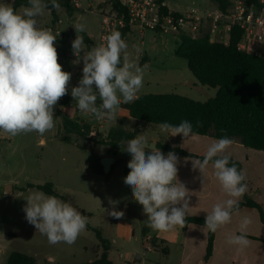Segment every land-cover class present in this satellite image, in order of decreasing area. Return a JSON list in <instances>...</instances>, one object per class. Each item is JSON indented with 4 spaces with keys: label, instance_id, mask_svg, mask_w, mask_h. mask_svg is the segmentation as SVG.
I'll use <instances>...</instances> for the list:
<instances>
[{
    "label": "clouds",
    "instance_id": "obj_1",
    "mask_svg": "<svg viewBox=\"0 0 264 264\" xmlns=\"http://www.w3.org/2000/svg\"><path fill=\"white\" fill-rule=\"evenodd\" d=\"M50 2L52 8L60 7L57 0ZM47 7L44 0H27L19 11L12 3H0V131L11 136L29 132L43 136L53 129L54 107L68 94L71 73L62 70L54 46L59 32L53 35L52 29L41 28L37 19ZM73 27L76 33L85 31L83 23ZM85 47L84 37L77 35L72 50L84 66L79 85L71 89V96L81 113L97 120H114L122 102L138 98L143 86V67L130 58L128 45L118 30L103 36L102 42L89 51L85 52ZM158 126L168 136L181 135L186 139L194 135L193 124L188 120L178 125L165 121ZM196 126L201 127L202 123L198 121ZM120 143L131 155L124 183L131 187L134 201L142 206L148 227L160 232L183 227L190 208V193L178 179L177 155L163 154L142 134ZM232 143L227 136L213 140L203 160L192 161L193 169H198L202 176L211 163L213 175L227 197L214 204L205 218L204 227L213 233L231 223L233 211L247 191L246 174L234 163L229 166L230 156L225 154ZM26 201L25 219L51 244L71 245L86 229L88 218L56 196L36 191ZM109 203L113 207L108 214L122 219L125 213L115 210L118 201ZM250 224L251 219L243 217L239 222L240 234L229 235L227 243L238 250L248 247L246 232Z\"/></svg>",
    "mask_w": 264,
    "mask_h": 264
},
{
    "label": "rangeland",
    "instance_id": "obj_2",
    "mask_svg": "<svg viewBox=\"0 0 264 264\" xmlns=\"http://www.w3.org/2000/svg\"><path fill=\"white\" fill-rule=\"evenodd\" d=\"M101 1L110 7L111 0H80L83 9L71 13L60 6L55 9L54 15L45 9L37 18L41 28L52 30L59 21V35L54 44L58 52V62L62 65V70L71 73V79L68 94L54 107L53 129L43 136L36 132L11 136L0 131V264H6L12 252L33 257L35 264H84L95 261L100 255L102 246L95 233L87 228L71 245L51 244L45 235L27 222L23 210L27 203L26 198L39 191L36 186L46 183H51L60 196L80 213L83 212L88 218L87 224L100 231L102 238L106 240L108 256L113 264H123L133 258L134 254L141 257L145 254L139 225L133 218L135 212L143 208L134 201L131 187L124 183L126 176L122 173L121 166L116 165L108 173L98 175L88 164L89 155H100L107 149L97 143L105 139L120 115L117 111L114 120H97L92 115V118H82L83 115L78 112L77 103L71 96V89L79 85L84 66L82 59L73 54L72 42L77 35L86 34L92 35L91 47L98 44L96 33L100 30L101 7L97 4ZM164 1L171 10L179 13L191 9L204 11L216 6L210 0ZM0 3H12V0H0ZM19 10L20 8L17 11ZM76 23H83L85 31L76 33L73 27ZM200 31L198 37L203 36L207 30L203 27ZM179 35L146 30L143 33L133 31L131 36L123 37L128 45L130 58L136 60L144 70L143 86L137 97L144 94H177L205 102L215 96L216 89L198 84L187 68V61L175 56ZM91 47L86 46L84 51H89ZM145 55L149 57L150 62L145 63V58L144 63L140 64V59ZM58 111L61 116L88 126L94 136L83 138L70 134L69 141L62 140L66 133L62 119L57 115ZM135 128L139 130L138 135L142 134L148 140L155 139L160 143H172L188 148L186 141L168 136L169 134L162 132L158 125L131 120L127 129ZM41 140L44 141L43 144L40 143ZM6 185H12V194H4ZM30 185L34 187L29 188ZM110 200L118 201L115 210L126 213L135 224L136 231L130 240L115 236L114 224L117 219L108 214L113 207L109 203ZM152 256L153 254L149 253L143 258L142 264H150L148 258L151 259ZM158 258L161 260L160 264H167L162 255H158Z\"/></svg>",
    "mask_w": 264,
    "mask_h": 264
},
{
    "label": "trees",
    "instance_id": "obj_3",
    "mask_svg": "<svg viewBox=\"0 0 264 264\" xmlns=\"http://www.w3.org/2000/svg\"><path fill=\"white\" fill-rule=\"evenodd\" d=\"M121 1L111 0L110 2V7L119 16L125 15ZM160 1L165 2L164 0ZM210 1L223 11L228 7L223 0ZM250 1L256 2V0ZM44 3L48 4L46 9L54 15L56 8L51 7L50 0H44ZM57 3L67 12L72 13L78 10L69 0H57ZM12 4L17 10L21 5H27V0H13ZM119 31L122 33V38L130 32L128 27ZM81 35L84 37L87 48L91 47L90 38L86 34ZM240 37L241 31L236 26L232 27L227 43L211 42L206 33L198 38L180 34L179 44L174 52L175 56L187 61V68L198 84L216 89L215 96L205 102H198L177 94L140 95L129 104H121L128 111L129 119L152 125H159L165 121L178 125L182 120H188L193 124L194 135L209 136L214 140L227 136L232 141H239L250 150L264 152V58L241 51L237 47ZM57 113L62 119V126L66 133L62 140L69 141L68 135L70 134L83 138L90 135L91 131L88 126L61 116L60 111ZM198 121L202 123L201 127L196 126ZM126 126V119L118 120L115 126L109 130L106 138L97 143L107 146L109 154L120 157L117 163L123 165L125 176L130 171L127 164L131 160V155L124 150V145H121L120 142L122 140L126 142L138 134L137 129L129 131ZM156 147L162 152H175L181 156L197 157L200 160L204 158V156H196L178 147L171 148L160 143H157ZM233 163L238 170H242L240 162L230 158L229 166ZM88 164L94 173L103 174L100 158L97 155H89ZM33 187V185L29 186V188ZM36 188L66 201L53 189L51 183L36 186ZM242 199L238 203V209H234L233 212L243 207L255 209L264 223V213L260 205L247 199L244 195ZM81 214L83 215V212ZM204 224L205 218L203 217L186 216L183 228L185 229L189 225L204 227ZM86 228L95 233L102 246V251L95 261L84 264H113L108 258V247L100 231L89 224ZM214 238L215 233L208 231L206 259L211 256ZM150 243L157 246L158 241L156 238H151ZM166 249L163 248L162 251L166 253ZM137 259L138 257H135V260ZM6 264H35V259L20 252H12L8 256Z\"/></svg>",
    "mask_w": 264,
    "mask_h": 264
},
{
    "label": "crops",
    "instance_id": "obj_4",
    "mask_svg": "<svg viewBox=\"0 0 264 264\" xmlns=\"http://www.w3.org/2000/svg\"><path fill=\"white\" fill-rule=\"evenodd\" d=\"M97 5H100L101 8L107 6V4L103 1ZM58 24L59 21L55 25V29L53 31L59 32L57 28ZM99 32L96 33L97 40L99 37ZM131 34H127L125 37L131 36ZM87 36L91 40L92 35ZM55 45L56 44H54V46ZM145 58V63L150 62L149 57L145 55L140 59V64L144 63ZM77 110L83 115L82 118H84V116H90L81 113L79 109ZM118 113L120 118L115 121V124L118 120L123 118L126 119L128 126L131 122L128 111L120 105ZM90 118L92 117L90 116ZM133 130L130 129L129 131ZM92 136H94V133L91 131L87 138ZM174 137L180 139V141H186L188 148L185 149L172 143H160L155 139L149 141L154 142L155 144L160 143L163 145H168L171 148L178 147L196 156H204L208 146L214 140L209 136L198 135H192L186 139H184L181 135ZM162 153L165 155L168 154V152ZM175 154L179 158L178 179L185 184L190 193V208L186 216L206 218L207 213L211 212L214 204L222 202L227 198L222 192L219 182L213 175L211 163L209 164L206 173L202 176L198 169H193L192 165V161L199 158L185 157L177 153ZM225 154L229 155L230 158L240 162L242 170L246 174L247 191L244 196L247 199L257 202L264 213V152L250 150L244 147L239 141H233L232 145L227 149ZM97 156L100 158V160L105 157L113 158V163L111 164L109 170L111 171L114 166L120 165L121 171L123 173V165L121 163H117V161L120 160V157L109 154L108 147L105 152ZM241 200L243 199L240 198L239 201ZM134 216L135 217L133 218L139 225L142 249L144 250L145 254H143V257L139 256V254H134L133 258L124 261L123 264H142L144 262L143 258L149 253L153 254L151 259L150 257L148 258L150 264L161 263L158 255H162L167 264H264V223L261 221L259 213L255 209L243 207L233 212L231 223L221 227L215 232L211 256L208 259H206L208 231L205 227L189 225L184 229L181 226H176L171 231L160 232L148 227L147 217L143 213V210L138 209ZM245 216L251 219V224L249 225L246 232V237L250 241V244L243 250H238L237 246L227 243V238L229 235L240 234L239 222ZM135 227V224L125 213L124 217L120 220H116L114 224L115 236L117 238L130 240L132 237H134L136 231ZM151 238L157 239V246H154L150 243ZM161 241H164V243H161ZM163 248H167L166 253L162 251ZM135 257H138V259L135 260Z\"/></svg>",
    "mask_w": 264,
    "mask_h": 264
},
{
    "label": "built area",
    "instance_id": "obj_5",
    "mask_svg": "<svg viewBox=\"0 0 264 264\" xmlns=\"http://www.w3.org/2000/svg\"><path fill=\"white\" fill-rule=\"evenodd\" d=\"M69 1L76 9L84 8L80 0ZM223 1L228 6L225 11L216 5L204 11L191 9L179 13L160 0H122L125 15L119 16L109 6L100 9L98 44L112 30L119 31L125 27L130 30L127 34L149 30L159 34H184L193 38H197L204 27L211 42L227 43L232 27L236 26L241 31L237 47L264 58V0Z\"/></svg>",
    "mask_w": 264,
    "mask_h": 264
},
{
    "label": "water",
    "instance_id": "obj_6",
    "mask_svg": "<svg viewBox=\"0 0 264 264\" xmlns=\"http://www.w3.org/2000/svg\"><path fill=\"white\" fill-rule=\"evenodd\" d=\"M53 35H56V32H54ZM155 147H156V144H155ZM113 163V158L111 157H105V158H102L100 160V164L103 168V172L104 173H108L109 172V169H110V166L111 164ZM13 193V188H12V185H6L5 188H4V194L5 195H9V194H12Z\"/></svg>",
    "mask_w": 264,
    "mask_h": 264
}]
</instances>
